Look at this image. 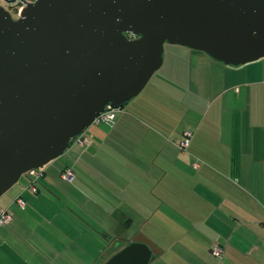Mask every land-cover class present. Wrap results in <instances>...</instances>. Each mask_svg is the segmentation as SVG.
Segmentation results:
<instances>
[{"label":"crops","instance_id":"crops-1","mask_svg":"<svg viewBox=\"0 0 264 264\" xmlns=\"http://www.w3.org/2000/svg\"><path fill=\"white\" fill-rule=\"evenodd\" d=\"M134 98L113 123L86 133L88 146L71 144L70 163L45 166L36 193L27 174L1 196L0 207L13 220L0 225V264H91L99 228L108 240L144 213L166 216V201L170 264H264V57L227 65L175 45ZM187 130L194 136L183 151L179 143ZM111 156L125 167L105 160ZM80 167L92 177L89 208H71L50 188L65 169L75 173L71 182L77 180ZM44 185L51 193L41 192ZM19 195L25 209L15 202ZM55 202L68 208L54 209ZM100 217L111 225L95 220ZM215 243L223 247L222 257L212 254ZM118 245L104 251V261L125 247ZM157 246L154 259L166 251ZM201 250L216 259L203 260Z\"/></svg>","mask_w":264,"mask_h":264},{"label":"water","instance_id":"water-1","mask_svg":"<svg viewBox=\"0 0 264 264\" xmlns=\"http://www.w3.org/2000/svg\"><path fill=\"white\" fill-rule=\"evenodd\" d=\"M0 1V197L63 155L106 107L140 94L166 43L227 65L264 57V0ZM129 34V36L127 35ZM136 236L104 264H150Z\"/></svg>","mask_w":264,"mask_h":264},{"label":"rangeland","instance_id":"rangeland-1","mask_svg":"<svg viewBox=\"0 0 264 264\" xmlns=\"http://www.w3.org/2000/svg\"><path fill=\"white\" fill-rule=\"evenodd\" d=\"M0 1L3 4H5V6L7 5V7H8L7 9L12 13L13 17H17V15L19 14V12L23 6L22 3H21L22 5L20 4V6H18L19 5L18 3L11 6V5H8L6 2H4L3 0H0ZM10 8H11V10H10ZM175 45L176 44H170V43L165 44L164 59L166 57H168L170 50H172L173 47H175ZM149 90H151L150 86H148L146 88V91H149ZM133 101H135V100H133ZM139 101L140 100H137L136 103H139ZM123 107H125V105ZM123 107H121V109ZM118 114H119V112L117 113V115ZM179 116L180 117L182 116V111L177 112V115L172 114L171 118L173 121H176V117H179ZM180 120H181V118H180ZM96 125L97 124H92L89 127H87L85 129V133H88V131L92 127H95ZM70 158L71 157L66 152L63 155H61L60 157L53 160L52 162L56 161V165H62L65 163H70L71 162ZM105 160L114 162L117 166H120L121 169L125 167L124 162L122 160H115V159H113L112 156L106 158ZM78 171L80 174L78 175L77 180H75L74 182H71V181H68L65 179L61 180V178L59 176H55V178H56L55 179V185L50 186L51 192L56 193L57 196H60L64 202H67L68 206H71V208L75 204L79 205L80 207L89 208L90 204H88L89 203L88 198H89V195H92V194L90 191H88V188L90 185V184H88L89 183L88 180L92 177H90V175H88L89 171L83 167H80V170H78ZM25 178H26V174L23 175L21 177V179L16 184L25 180ZM44 186L45 187L42 188L41 192L45 193V194L51 193V192H48L46 189L48 186H46V185H44ZM9 190L6 193H4L2 195V197H6ZM53 195H55V194H53ZM2 197H0V200ZM64 202L61 203V205L58 202H55L56 204L51 203L50 206H52L54 209L55 208L58 209L61 206L62 209L64 210L65 208H68L67 205L64 204ZM153 206H156V205H153ZM163 209H165L164 211H168L166 216H162V217L158 216V217L154 218V217H149L148 213H144V215L141 217H138L136 219L133 218V220H134L133 223H131V225H128V227L121 229L120 232H117V230H116L115 233H109L108 234L109 235L108 240L103 239L104 237L102 236L101 233H99V231L102 232L104 229L101 230L99 228L98 233L97 232L95 233V235H94L95 238H93V241H92L93 246H94L92 248V253H94L95 256H97V259L95 261L92 260L91 264H103V263H105L108 259L106 261H104L107 256L104 258L103 254H104V251L106 252L108 250L107 249L108 247H110L109 249L112 250L115 247H118L119 246L118 244H120V245L124 244V246H126L130 240H132L134 237L139 235V233H141V232L146 233V235L149 236L151 240H153L162 249L166 250L163 253V255H161V257H157L156 259L152 260L150 262V264H170V256L173 257V253H174V251L170 252V201L169 202L166 201ZM95 220L99 221L101 223L105 222V225H106V223H108L110 225L112 223L109 221V219L102 218V217L96 218ZM148 220L151 221L153 224L156 223V227L153 226V224L148 223ZM119 238H121V239H119ZM199 254L202 257V259L207 261V262L210 259H216V258H212V256L209 253L206 254L205 251H203V250L199 251ZM100 255H101V257H100ZM228 257L231 258L230 255ZM216 261L218 262V260H215V262ZM79 264H82V261H80Z\"/></svg>","mask_w":264,"mask_h":264},{"label":"built area","instance_id":"built-area-1","mask_svg":"<svg viewBox=\"0 0 264 264\" xmlns=\"http://www.w3.org/2000/svg\"><path fill=\"white\" fill-rule=\"evenodd\" d=\"M122 109L121 107H106L93 121V124L100 125L102 123H113L116 119L117 113L120 112ZM194 131L187 130L183 133V136L180 140L179 146L183 151H187L191 139L193 137ZM77 144L80 146H88L91 143V139L85 133V131L78 137L74 138L71 144ZM197 166V164H195ZM30 175V183L29 188L31 191L36 193L38 191L37 182L40 177L44 175L43 169H34L28 172ZM62 178L68 181H73L75 177V173L71 169H65L62 172ZM15 202L22 208L25 209L27 206L26 200L21 196H17L15 198ZM13 220V214L7 209L0 207V225H8ZM213 255L222 257L224 253L223 247L215 243L211 249Z\"/></svg>","mask_w":264,"mask_h":264},{"label":"trees","instance_id":"trees-1","mask_svg":"<svg viewBox=\"0 0 264 264\" xmlns=\"http://www.w3.org/2000/svg\"><path fill=\"white\" fill-rule=\"evenodd\" d=\"M16 4H17V3H16ZM18 4H19L18 6H20L21 3L18 2ZM21 5H22V4H21ZM127 35L129 36V34H127ZM116 117H117V116H116ZM193 136H194V134H193ZM192 138H193V137H192ZM191 140H192V139H191ZM190 144H191V142H190ZM189 146H190V145H189ZM188 148H189V147H188ZM187 150H188V149H187ZM43 168H44V167H43ZM43 168H40V169H43ZM27 174H28V173H27ZM27 174H26V175H27Z\"/></svg>","mask_w":264,"mask_h":264},{"label":"flooded vegetation","instance_id":"flooded-vegetation-1","mask_svg":"<svg viewBox=\"0 0 264 264\" xmlns=\"http://www.w3.org/2000/svg\"><path fill=\"white\" fill-rule=\"evenodd\" d=\"M30 1H33V0H30ZM16 4V3H15ZM15 4H8V5H15ZM5 5V4H4ZM6 7H7V5H6ZM8 8V7H7ZM10 10H11V8H10ZM15 19H17L18 18V15H17V17H14ZM131 241V240H130Z\"/></svg>","mask_w":264,"mask_h":264}]
</instances>
